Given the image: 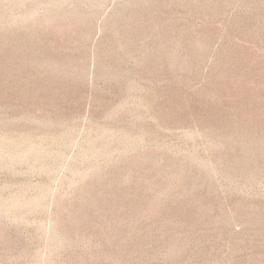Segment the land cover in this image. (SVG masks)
Here are the masks:
<instances>
[{
  "label": "rangeland",
  "instance_id": "rangeland-1",
  "mask_svg": "<svg viewBox=\"0 0 264 264\" xmlns=\"http://www.w3.org/2000/svg\"><path fill=\"white\" fill-rule=\"evenodd\" d=\"M0 264H264V0H0Z\"/></svg>",
  "mask_w": 264,
  "mask_h": 264
}]
</instances>
